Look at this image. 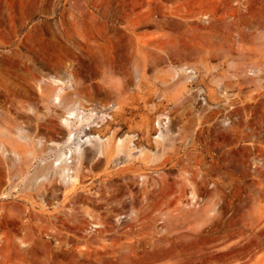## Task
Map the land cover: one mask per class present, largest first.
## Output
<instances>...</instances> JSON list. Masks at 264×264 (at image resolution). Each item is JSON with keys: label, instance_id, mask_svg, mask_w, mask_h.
<instances>
[{"label": "rangeland", "instance_id": "obj_1", "mask_svg": "<svg viewBox=\"0 0 264 264\" xmlns=\"http://www.w3.org/2000/svg\"><path fill=\"white\" fill-rule=\"evenodd\" d=\"M0 72V115L37 137L67 132L38 91L57 76L128 147L82 145L69 193L39 161L9 196L0 174V264H264V0H0Z\"/></svg>", "mask_w": 264, "mask_h": 264}, {"label": "bare ground", "instance_id": "obj_2", "mask_svg": "<svg viewBox=\"0 0 264 264\" xmlns=\"http://www.w3.org/2000/svg\"><path fill=\"white\" fill-rule=\"evenodd\" d=\"M184 69L186 70L187 68H183V70ZM0 77L4 78L6 82H11L12 80L11 76L6 73L0 72ZM44 83L54 84L56 86L50 97L51 99H49L48 101L49 103L55 105L58 104L59 106L65 109V114L63 116H60V122L67 131L66 135L63 137V140L61 141L47 140L44 135H40L37 137L35 132H31L27 128L26 123H23L22 121H19L18 119L11 117L10 115L7 114L0 115V174H4L8 177L7 180H5L4 182L6 181L9 182V187H7V189L4 190L3 192L4 196H9L12 194V192L16 191L15 189L18 186V183L20 182V180L18 179L23 177L24 175H26L27 177V175H29V173L32 172V167L34 166L35 161H39L38 163L39 166H37L36 169L34 168L35 171L34 173L33 172L32 173L37 177L38 181L47 179L50 173L52 175L53 174L58 175L60 176L61 183L69 189L67 190L69 193L72 190L75 191L78 187L79 173L76 170L78 167L75 169L76 171L73 169L75 168L74 167L75 165L78 166L77 162L79 163L82 162L84 160V157H86L81 151L82 145L91 146L90 155L88 156L91 160L98 159L103 156H107L110 161L115 151H117V154L120 155H123V152L128 153V149H123L124 146H126L124 145L125 140L121 138L117 141L115 137L116 134L119 132L118 130L114 131L113 132L114 135L108 137L107 139L102 138L100 135L93 134L92 131L94 127L102 126V123L95 122L96 119L99 118V120L102 119L103 122H105V120H107L109 116L105 114H98V112L92 110L88 111L86 110V108L82 107L81 104H76L74 102L75 100H72L71 104L65 105V102L63 101V95L66 92V87L72 86L73 84L72 80H65L57 76H49L46 80H43L41 81V83H38V91L41 94H46V90L44 89L43 86ZM7 91L11 92L12 89H8ZM109 94L111 95L112 93L109 92ZM48 107L49 105H47V108ZM27 111H29V113L32 114L33 113L38 114L37 109L32 105L28 107ZM162 118H169V117L168 115H164ZM156 125H158V127H161L162 130H164L163 128L167 126V130L164 131H168L169 125L165 124L161 120V118L159 119ZM106 141L113 142L112 143L113 148L107 149L108 151H106L105 148H103L105 147L103 146L104 142L105 144L107 143ZM130 141L134 142L135 139H130ZM61 146H65L69 148L61 150V152L58 153L56 158L50 160L39 159V157L42 155H43L42 157L47 155L50 156L52 152H54L56 149L60 148ZM102 148L105 151H103ZM137 151L143 152V150H137ZM12 158L16 160L22 159L24 160V162L23 164L21 163L20 165L18 164L15 165L14 163L16 162L13 163ZM1 165L3 166V168L1 167ZM47 167L48 169H46ZM30 177L27 178L29 179ZM31 178L34 181L33 177ZM50 180L51 179H49V181ZM41 183L42 182H40V184L38 183L39 186H41ZM0 187H2L1 180H0ZM35 190L43 191L41 187H37ZM29 192H31V190Z\"/></svg>", "mask_w": 264, "mask_h": 264}]
</instances>
